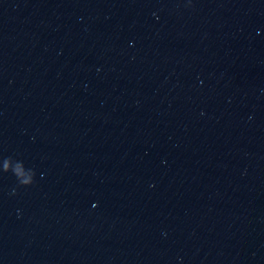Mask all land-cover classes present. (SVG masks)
<instances>
[{
	"label": "water",
	"instance_id": "95a60500",
	"mask_svg": "<svg viewBox=\"0 0 264 264\" xmlns=\"http://www.w3.org/2000/svg\"><path fill=\"white\" fill-rule=\"evenodd\" d=\"M0 264H264V0H0Z\"/></svg>",
	"mask_w": 264,
	"mask_h": 264
}]
</instances>
